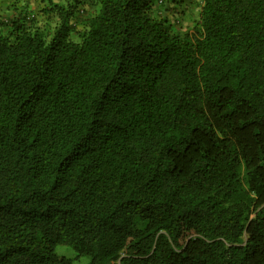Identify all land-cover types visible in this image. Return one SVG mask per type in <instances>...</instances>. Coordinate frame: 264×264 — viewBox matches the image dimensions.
Wrapping results in <instances>:
<instances>
[{"label":"trees","instance_id":"1","mask_svg":"<svg viewBox=\"0 0 264 264\" xmlns=\"http://www.w3.org/2000/svg\"><path fill=\"white\" fill-rule=\"evenodd\" d=\"M9 6L0 264H264V0Z\"/></svg>","mask_w":264,"mask_h":264},{"label":"rangeland","instance_id":"2","mask_svg":"<svg viewBox=\"0 0 264 264\" xmlns=\"http://www.w3.org/2000/svg\"><path fill=\"white\" fill-rule=\"evenodd\" d=\"M10 2H13V0H0V13L5 12L7 10V9H5V10H3V9L7 5L9 6ZM37 5H38V3H36V1H33L31 6L36 7ZM9 7H11V6H9ZM55 251L57 254H63V255H66L68 257H71V258L75 257L74 251L69 246L59 245L55 248ZM87 261H88V257H86V256H80L78 258H75L76 263L85 264Z\"/></svg>","mask_w":264,"mask_h":264}]
</instances>
